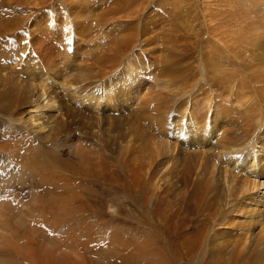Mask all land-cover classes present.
I'll list each match as a JSON object with an SVG mask.
<instances>
[{
    "label": "bare ground",
    "instance_id": "obj_1",
    "mask_svg": "<svg viewBox=\"0 0 264 264\" xmlns=\"http://www.w3.org/2000/svg\"><path fill=\"white\" fill-rule=\"evenodd\" d=\"M87 1H0V35H17L23 45L11 55L14 60L31 47L37 50L29 52L27 59L19 57L33 66L29 69L19 62L0 66V113L14 116L9 119L31 126L50 142L47 158L55 161L40 165L26 159L23 167L34 171L30 177L41 189L55 188L65 221H69L65 214L82 212L99 221L110 204L121 209L126 264H174L192 256L205 233L206 257L202 255L198 264H264V181L255 177H264V128L257 129L264 123V24L259 21L264 17L254 18L260 11L255 5L264 1L244 0L237 7L231 1L221 3V7L231 5L234 12L228 16L224 15L228 10H221L216 24L205 9L201 18L196 0ZM58 3L67 7L75 22L67 26V19L66 31L53 30L46 23L52 12L43 10L52 6L55 11ZM159 5L166 16L153 11ZM39 8L42 12L32 14ZM21 13L28 15L16 18ZM35 14L38 21H32ZM53 19L57 27L65 24L61 16ZM166 21L184 31L162 40L158 29ZM29 23L31 31L20 36ZM232 24L247 30L223 33ZM41 27L49 30L44 39L52 38L50 47L39 46ZM205 33L208 37L226 34L216 35L217 42L213 38L216 48L206 60L211 69L200 86H207L206 79L211 85L203 90L209 100L206 117L194 115L189 98L181 102L179 115L172 117L174 105L151 106L159 96L145 100L143 106L133 105L129 85L145 68L135 52L157 54L164 84L176 87L172 103L180 94L178 86L187 82L193 50ZM53 49L59 51L55 60L49 56ZM79 57L85 61L78 62ZM180 59L186 63H179ZM170 71L174 82L166 79ZM214 90L218 91L216 104ZM222 97L232 99L235 106L225 107ZM20 109L25 114L15 115ZM221 122L227 134L217 137ZM250 132L256 133L251 140ZM247 142L252 148L240 152ZM56 149L68 157L62 158ZM144 201L155 204L144 208ZM228 213L234 217L229 221ZM111 219L118 220V215ZM226 224L234 230L227 231ZM54 261L50 264H60Z\"/></svg>",
    "mask_w": 264,
    "mask_h": 264
},
{
    "label": "rangeland",
    "instance_id": "obj_2",
    "mask_svg": "<svg viewBox=\"0 0 264 264\" xmlns=\"http://www.w3.org/2000/svg\"><path fill=\"white\" fill-rule=\"evenodd\" d=\"M0 1H7V0H0ZM26 1H33V0H26ZM47 1H66V0H47ZM68 1L79 2V1H87V0H68ZM96 1L88 0L87 2L94 3ZM190 1H195V0H190ZM196 1L198 3V7H197L198 13L201 15V18H203V10L205 9L206 12L212 14V15H207V18L213 20L215 24L217 23L220 17L219 15L222 14L221 10L222 11L228 10V13H224V15L226 14L228 16H232L231 13L234 12L232 11L233 9L231 5L221 7L220 5L221 3H228V1H231L232 5H234L235 3L236 7L239 6L238 3L242 2V4H244L243 3L244 0H196ZM259 1H264V0H259ZM246 2L248 3L252 1L246 0ZM57 5L59 7L57 6L58 8L55 11L52 10L53 8L52 6H49L47 9L43 10V12L46 13L52 12L50 16L52 18H45L46 23L53 30L58 29L57 31L59 30L66 31L67 26H72L73 23H75L73 22V16H70L69 13L70 11L67 10V7L62 6L61 3H58ZM255 6L257 7V9L259 8L260 11L259 10L257 11L258 17H256L255 14L254 18L263 19L264 4H256ZM223 7L228 9H221ZM245 7L248 8V6ZM229 8L232 10H230ZM40 9L41 8L34 9L32 14L34 12L37 13L42 12ZM157 10L160 14H162L163 17L166 16L165 15L166 11L163 9L162 6L159 5L153 8V11H157ZM36 14L32 15V21L34 20L38 21L40 19V17L36 16ZM27 15H25V13L23 14L21 13L15 16L16 18H18ZM59 16H61V18L64 19L63 22L65 24L62 23L61 25H59V27H57L58 21L57 19H53V18ZM228 16L226 17L228 18ZM165 18H162L161 20H166L167 18L166 19ZM67 19H70V21L68 25L65 26ZM259 21H261L262 24H264L263 20H259ZM30 26L31 23H29L28 26H24L23 27L24 31H21L19 35L27 36L25 30L31 31L33 26L31 27ZM161 26H159L160 29H158V31L160 30L162 40H168L170 36H172V38H176L177 36L180 35V32L184 31L176 28L172 23L169 24L167 21L165 22V27H161ZM43 27L40 28L39 32L36 31L37 33H39L38 36L40 37V39H42V42L39 44V46L41 48L50 47L52 45V40H51L52 38L50 39L46 36V38L44 39L45 35L49 34V30ZM163 28L165 29L164 31ZM241 29H244V27L238 28L237 25L232 24L229 27L226 28L224 27L222 30L224 31L223 33L228 32V34H237L240 33V31H242ZM206 33L203 35L202 38L199 39V44L193 50L194 57L191 56L192 59L189 61L190 72L186 77L187 82L182 83L180 86H178V91L180 94L177 96V99L174 100L172 103H171V96L173 93V88L176 87L172 86L169 89L164 84L163 82L165 80L163 79L164 76L159 75V70L156 65L157 63L155 62L157 54H154L153 50L146 53L143 50H138L137 52H135V54L140 58V61L144 63L145 68L141 69L142 70L141 72L139 71L140 77L135 76L133 78V84L129 85L130 88L132 89V92H134L132 94L133 96L131 97V99H135L133 100L134 101L133 105L143 106L145 103H147L146 101L148 99H151L153 96L154 97L159 96L161 97L160 100L154 98L153 103H151V106L154 107L155 105L157 107L159 105L160 107L161 106L165 107L166 104V106H169L171 108V105H174L171 115L172 117L179 115L178 112L182 109L181 102L189 98L194 107V108L192 107L194 110L193 111L194 115L199 117L201 116V118L203 117L201 119L203 120L206 117V104L209 101L208 98L206 97V92H204L203 90L205 87L207 88L211 86L206 79V82L208 83L207 86L202 88L200 87L202 86V82L205 80V78H208V70L211 69L210 64L206 62V60L208 59L209 51L216 48L213 38L216 35H226L223 33L222 34L218 33L215 34L213 37L210 36L208 37ZM8 34L10 33H7V35ZM28 35L30 36V33ZM0 36H2L0 38V66H3L4 63L7 62L6 64L12 66L19 65L20 63L22 68H27V69H29V67H33L31 65L26 66L28 64L26 63V59L29 56V52L31 51L37 52V50L34 49V47L28 49L27 53L20 52L19 57L26 59H23L21 61L20 58L16 56L17 59L14 60V58L11 55L14 54L16 55L17 52H19V50L22 49L23 45H21L20 40L18 39V37H16L17 35L14 34L8 35L6 36L7 38L4 37L3 35ZM163 36H165V38ZM216 38L214 39L216 40ZM5 41L7 42L5 43ZM93 43H94L93 45H97L99 42H93ZM155 48H157V45H155ZM219 51L221 50L219 49ZM58 53L59 51L53 49L52 51H50L49 56L50 58H52V60L53 59L55 60L58 57ZM190 54H192V52ZM134 55L132 57H134ZM44 56L42 57L46 60V57ZM46 56L49 59L48 55ZM61 58L62 57L60 56L57 59L56 62L57 64L61 61ZM182 59H180L178 62L184 65L186 62L181 61ZM84 61L85 59L82 60L80 59V57L78 58V62H84ZM146 61L148 62L152 61L153 64H151V62L146 64ZM136 65L138 64H135L134 68H136ZM59 66H62V64L60 63ZM34 72H38V71L34 70ZM172 72L173 71H170L165 74L166 79L170 80V82H174L175 80L174 77H171L169 74ZM202 74L204 76H202ZM49 83L52 82L49 81ZM122 84H124V81H122ZM140 87L141 89H138ZM197 90H199L200 92ZM62 92L63 94L71 95L65 90H62ZM212 92H213L212 98L214 101L213 103L216 104L218 102V98H217L218 91L214 90ZM221 100L223 101L222 104L227 108H231L235 106L234 102L231 101L232 99L227 100V98L223 99L222 97ZM155 102H157L158 104ZM159 102L160 103L166 102V103L160 104ZM218 110H220V108ZM24 111L20 109V111L18 110L15 115L22 114V112L24 113ZM40 113L41 112L37 113L36 115H39ZM2 114L3 113H0V155L2 156V159L0 161V264H50L52 259L53 260L55 259L54 262L60 264H126L125 261L126 247L122 238L124 237L123 239H125V236L127 237V233L123 225L124 221L122 220L124 218L123 211L121 209L119 211L118 210L119 208L116 205L110 204V207L108 206L105 209L104 213H106V215H101L102 219L100 218L99 221L95 220L96 218L91 217V213L85 214L84 212L80 214H71L70 216L69 214H65V216L68 217L67 219L69 220V221H65L64 213L60 208V202H59L60 197L57 196L56 198L58 192L57 193L55 192V188L53 186L51 187L49 186L47 187V190L46 187L44 189H41V186L39 185L38 181L36 179L33 180L30 177L31 176L30 173H33L34 171L29 170V167L27 166L23 167V162L26 159H28L29 162L36 161V163L40 165L41 163H43L42 161L44 160L53 161L50 158V156L49 158H47L48 157L47 153L49 152V147L51 146L50 142H47L46 139L38 136V134L32 130L31 126L28 127V125L22 122H17L12 119H9L11 117L13 118L14 116L6 117L5 115ZM170 119L171 118H169L168 120ZM263 124L264 123H262V125L261 124L258 125L257 129L259 130L261 128L263 130L264 128ZM224 126L225 125L223 122L219 123L217 129L218 132H216L217 137L218 135L225 136L227 134L226 133L227 128L225 126L226 128L225 130V128H223ZM228 128L230 129V127ZM255 134L256 133L254 132H250V137H249L250 140ZM181 136L180 138L182 139L183 137H185L184 135L182 137ZM249 144L251 143L247 142L244 145L246 149L242 148L241 149L242 151L240 152H246V151L248 152V150L252 148V145ZM5 149L6 151L4 152ZM56 151H58V149H56ZM10 152L14 154V157L16 159L10 155ZM57 154L64 159L68 157V155H66L64 151L63 152L58 151ZM263 162L264 161H262V166L264 167ZM229 168H231V166ZM32 169L34 170L36 168L32 167ZM63 172L66 173V171L64 170ZM240 174H242V172ZM255 177L257 181H264V177L262 176L258 177L257 175ZM81 183H85V182H81ZM85 184L87 186L93 187V185H90L89 183H85ZM52 196L54 197V199ZM154 201H150L149 205L144 201V208L145 207L152 208L155 204ZM112 215H118V220L111 221ZM230 216L234 218L231 213L230 214L228 213L225 216V219L229 221ZM226 228L227 231L234 230V228L233 229L230 228V224H226ZM207 237H208V233H205L199 239L198 245L195 251L192 253V256H186L182 260L175 261L174 264H198L199 260H201V257H203L202 255L204 256L206 255L205 241ZM10 242L13 244L9 245ZM194 256L195 258L193 259Z\"/></svg>",
    "mask_w": 264,
    "mask_h": 264
}]
</instances>
